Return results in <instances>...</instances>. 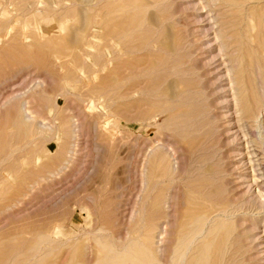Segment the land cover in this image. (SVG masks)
Wrapping results in <instances>:
<instances>
[{
    "label": "rangeland",
    "instance_id": "obj_1",
    "mask_svg": "<svg viewBox=\"0 0 264 264\" xmlns=\"http://www.w3.org/2000/svg\"><path fill=\"white\" fill-rule=\"evenodd\" d=\"M263 99L264 0H0V264H163L207 182L264 264Z\"/></svg>",
    "mask_w": 264,
    "mask_h": 264
},
{
    "label": "bare ground",
    "instance_id": "obj_2",
    "mask_svg": "<svg viewBox=\"0 0 264 264\" xmlns=\"http://www.w3.org/2000/svg\"><path fill=\"white\" fill-rule=\"evenodd\" d=\"M147 1V0H146ZM149 2V1H148ZM104 21L101 20V24L104 25ZM115 22H110L108 24H106V28L102 29L103 31V40L104 41H112V35H113V29L114 26L116 27V25L114 24ZM258 25V24H257ZM177 32V31H176ZM98 34V33H97ZM96 36V35H95ZM89 37V36H88ZM92 38V37H91ZM172 38V37H171ZM185 38V37H184ZM88 39V38H87ZM99 39V38H98ZM93 40V39H92ZM101 40V39H100ZM174 40V39H172ZM179 40V38H178ZM181 40V39H180ZM177 41V40H176ZM103 42V41H102ZM138 42V41H137ZM115 43V41H114ZM132 43V42H131ZM206 43V42H205ZM179 44V43H178ZM177 44V45H178ZM173 45V44H172ZM174 46V45H173ZM207 46V45H206ZM175 47V46H174ZM173 47V49H174ZM138 48V47H137ZM177 50V49H176ZM183 50V49H182ZM172 51V50H171ZM178 51V50H177ZM207 51V50H206ZM174 53V50L173 52ZM122 56V55H121ZM105 57V56H104ZM139 64V63H138ZM147 65V63H146ZM123 70V69H122ZM258 71V69H257ZM117 72V71H116ZM128 72V71H127ZM103 74V73H102ZM122 74V73H121ZM126 75V74H125ZM106 76V75H105ZM122 76V75H121ZM104 78V77H102ZM118 78V77H117ZM122 78V77H121ZM161 78H163L161 76ZM259 78V77H258ZM98 79V78H97ZM116 79V78H115ZM240 80V79H239ZM132 81V80H131ZM260 81V80H259ZM103 82V81H102ZM110 83V82H109ZM108 83V84H109ZM112 83V82H111ZM107 84V85H108ZM155 84V83H154ZM101 85V83H100ZM89 86V85H87ZM119 85H117L118 87ZM121 87V85H120ZM262 87V86H260ZM261 89V88H260ZM117 92V90H116ZM241 92V91H240ZM260 92H262V90H260ZM115 93V91H114ZM174 94V93H173ZM263 94V93H262ZM260 94V95H262ZM263 97V96H262ZM261 97V98H262ZM90 98V97H89ZM246 98V97H245ZM251 99V96H250ZM165 100V99H164ZM252 100V99H251ZM264 100V99H263ZM21 101V100H20ZM25 102V101H24ZM263 102V101H262ZM169 103V102H168ZM18 104V103H17ZM23 104V103H22ZM90 104V103H89ZM93 104V103H92ZM21 105V104H20ZM26 105V104H25ZM86 105V104H85ZM19 106V105H18ZM89 106V105H88ZM169 106V105H168ZM26 107V106H25ZM167 107V106H166ZM24 109V106L23 108ZM151 109V108H149ZM168 109V107H167ZM154 110V109H153ZM255 110V109H254ZM152 111V109H151ZM247 111V109H246ZM244 110V114L246 112ZM27 112V111H26ZM149 112V111H148ZM254 112V111H253ZM162 113V112H161ZM160 113V114H161ZM257 113V112H256ZM259 113V112H258ZM29 114V113H28ZM248 114V112H247ZM33 115V114H32ZM250 115V114H249ZM248 117L246 118H249ZM261 115V114H260ZM140 116V115H139ZM35 117V116H34ZM189 117V116H188ZM36 118V117H35ZM34 118V120H35ZM251 118V116H250ZM27 119V118H26ZM166 119V118H165ZM37 121V119H36ZM41 125V124H40ZM43 125V124H42ZM41 125V126H42ZM34 127H35V123H34ZM74 127V125H73ZM23 128V127H22ZM44 128V127H43ZM49 128V127H48ZM25 129V128H23ZM31 129V128H30ZM76 129V127H75ZM24 131V130H23ZM37 133H39L38 130H36ZM33 132V131H32ZM34 132V134H37ZM30 132L29 134V138L32 139V136L34 135ZM40 134V133H39ZM37 134V135H39ZM37 135H35V137H37ZM28 136V135H27ZM74 136V135H71ZM22 137V136H21ZM20 137V139H21ZM26 137V135H25ZM73 138V137H72ZM24 139V136L22 137V140ZM263 139V138H261ZM35 140V138H34ZM19 141V140H18ZM30 143V142H29ZM17 144V143H16ZM193 144V143H192ZM193 146V145H192ZM191 146V147H192ZM75 147V146H74ZM186 148V147H185ZM190 148V147H189ZM199 148V147H198ZM187 149V148H186ZM202 152V151H201ZM200 152V153H201ZM199 153V152H198ZM238 153V152H237ZM162 153H158L155 154L156 158L158 160H156L158 163V170L160 171L159 174H163L164 177L166 178V180H173L176 175H178V171H179V165H177V162L175 165H170L168 166L167 163L165 165L164 161L167 162L169 160H165L162 159L164 158V154L163 156L161 155ZM191 155V154H190ZM237 155V154H236ZM192 156V155H191ZM154 157V156H153ZM167 157V155H166ZM73 158V157H72ZM162 159V160H161ZM154 160V159H153ZM200 161V160H199ZM66 163V162H65ZM170 164V163H169ZM181 167V166H180ZM212 168V167H211ZM181 169V168H180ZM145 170V169H144ZM210 170V169H208ZM221 170V169H220ZM58 171V170H57ZM211 171V170H210ZM180 172V171H179ZM205 173V172H204ZM145 174V173H144ZM52 175V174H51ZM53 176V175H52ZM161 176V175H159ZM146 178V177H144ZM200 180V179H199ZM144 181V180H143ZM165 181V180H164ZM241 181V180H240ZM193 182V181H192ZM218 182V181H217ZM145 183V182H144ZM205 183V182H204ZM203 183V184H204ZM225 183V182H224ZM227 185V184H226ZM225 185V186H226ZM223 186V185H222ZM193 187V186H192ZM217 187V186H216ZM215 188V187H214ZM219 188V187H217ZM223 188V187H221ZM225 189V188H224ZM210 190V186L209 183L207 182V184L205 185H201V187H199V190L196 189L195 191V201L197 200L198 203H196L195 205H193V208H186L187 211H185V213L187 214V216L184 218V220L181 222L180 224V236L177 239V243L175 244L176 246L174 247V250L171 249L170 252H174V254H171V256H168V253L166 252L167 249H165L166 246L163 247V249L160 250L161 252V258L160 260H163V264H229L231 259H235L233 258L234 256L238 255V251H240L239 246L237 245L238 242V238H239V232L245 230L247 231V239H251L255 236L256 232V225H251L248 223L249 227H245V229L242 230H238L237 227L234 225H232V223H229V219L232 215H234V212H230L228 211L227 207H223V205H219L217 203H215L214 201L217 199H215L214 201L212 200V196L213 194H211V192H209ZM220 190V188H219ZM215 191V190H214ZM216 193V192H215ZM214 193V194H215ZM184 197V196H183ZM217 197V196H216ZM168 198V197H167ZM169 199V198H168ZM162 200V199H161ZM191 200V198H190ZM169 201V200H168ZM167 202V201H166ZM224 202V201H223ZM160 203V202H159ZM184 202H182L183 204ZM165 204V203H164ZM169 204V203H168ZM190 205V204H189ZM166 206H168L166 204ZM164 207V206H163ZM185 209V210H186ZM254 209V207H253ZM170 210V209H169ZM181 213V212H180ZM134 216V215H133ZM179 217V216H178ZM133 220V219H132ZM167 221V220H166ZM232 221V220H231ZM230 221V222H231ZM128 222V221H127ZM257 222V221H256ZM242 223V222H241ZM245 223V222H244ZM260 225V224H259ZM242 226V225H240ZM256 226V227H255ZM154 228V227H153ZM178 228V227H177ZM152 229V228H151ZM163 229V228H162ZM161 229V230H162ZM255 229V230H254ZM150 230V229H149ZM152 231V230H151ZM163 231V230H162ZM244 231V232H245ZM249 231V232H248ZM254 231V232H253ZM258 231V230H257ZM150 232V231H148ZM163 233V232H162ZM160 234V232L158 233ZM243 234V233H242ZM164 235V234H163ZM162 235V236H163ZM160 236V235H159ZM160 238V237H159ZM156 241L155 244H158V242H161L159 239ZM237 239V240H236ZM175 240V239H174ZM245 240V239H244ZM163 241V240H162ZM168 241V240H167ZM171 241V240H169ZM168 241V242H169ZM247 241V240H246ZM249 241V240H248ZM163 243V242H162ZM161 243V244H162ZM174 243V242H172ZM172 243H170L172 245ZM253 243V242H252ZM167 244V243H166ZM250 245V244H249ZM248 246V245H247ZM252 246V245H251ZM130 247V246H129ZM170 247V246H169ZM168 247V248H169ZM126 250V249H125ZM124 250V251H125ZM238 250V251H237ZM127 251V250H126ZM125 251V252H126ZM169 251V250H168ZM128 252V251H127ZM126 252V253H127ZM243 253V252H242ZM255 255V254H254ZM253 257V255H251ZM251 258V257H250ZM247 260V259H246ZM146 261V260H145ZM144 261V262H145ZM241 261V260H240ZM149 263V262H148Z\"/></svg>",
    "mask_w": 264,
    "mask_h": 264
}]
</instances>
